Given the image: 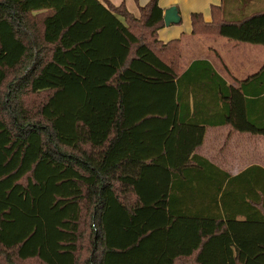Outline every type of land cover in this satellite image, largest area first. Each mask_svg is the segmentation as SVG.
<instances>
[{
	"label": "trees",
	"instance_id": "trees-1",
	"mask_svg": "<svg viewBox=\"0 0 264 264\" xmlns=\"http://www.w3.org/2000/svg\"><path fill=\"white\" fill-rule=\"evenodd\" d=\"M43 11L40 33L31 15ZM140 12L104 0H0V249L79 264L86 231L87 264H264V169L231 178L195 154L204 128L183 119L191 67L179 76L177 45L157 39L158 0ZM191 21L194 34L206 28ZM214 29L264 46V11ZM226 91L227 123L264 137V117ZM28 94L44 96L35 110ZM208 169L220 183L199 184ZM197 194L211 198L197 201L202 216Z\"/></svg>",
	"mask_w": 264,
	"mask_h": 264
},
{
	"label": "crops",
	"instance_id": "crops-1",
	"mask_svg": "<svg viewBox=\"0 0 264 264\" xmlns=\"http://www.w3.org/2000/svg\"><path fill=\"white\" fill-rule=\"evenodd\" d=\"M104 1L114 8L122 7L128 14L139 18L140 9L151 0ZM158 6L162 10V16L169 8H176L180 16L177 25L169 27L163 25L157 31V39L161 44L177 45L180 55L179 76L191 67V72L183 78V88L192 92L188 93L190 112L188 117L185 115L183 119L185 121L192 119L198 123V127L204 128L202 144L195 150V154L231 178L251 166L264 169V156L257 155L264 154V137L236 131L227 123L232 113L230 92L227 94L226 91L227 88L237 90L240 96L248 101L247 103L251 102V107L254 105L256 119L264 117V46L227 40L220 37L214 29L222 17H239L264 11V0H229L225 8L222 0H158ZM222 6L224 14L219 13ZM49 13L43 11L31 15L32 22L40 33L43 19ZM192 15H198L201 23L206 26L197 34L193 33ZM119 19L124 22L122 17ZM198 62H206L208 66L197 64ZM194 63L195 66L192 65ZM260 71L262 73L257 81L248 80ZM222 179L223 175L214 169H208L207 174L199 176V184H217ZM129 199L134 200L136 197L129 195ZM201 199L211 198L204 199L200 194L195 197L194 201L198 206L195 212L202 216V209H199L201 205L197 202ZM180 229L182 232L183 228ZM156 241L151 240L143 250H138L139 257L145 259L148 254L150 255L149 247L153 248ZM181 261L191 264L193 260L190 258ZM178 262L179 260L175 264Z\"/></svg>",
	"mask_w": 264,
	"mask_h": 264
},
{
	"label": "rangeland",
	"instance_id": "rangeland-1",
	"mask_svg": "<svg viewBox=\"0 0 264 264\" xmlns=\"http://www.w3.org/2000/svg\"><path fill=\"white\" fill-rule=\"evenodd\" d=\"M14 75L15 73H9L7 83L11 82ZM5 91L6 89L4 88L3 92ZM22 99L27 109L35 110L40 105L41 101L44 99V96L28 94L26 96H23ZM257 155L264 156V154H257ZM85 232L86 231H84L83 240L80 242V247L82 251L80 253L81 258H80L79 264H87V258L89 256L88 252H89L90 246L88 243L89 240L87 238V234ZM179 262L177 264H187V262H182V261H179ZM0 264H41V263L37 260H25V261L18 260L13 256L12 252H4L0 249Z\"/></svg>",
	"mask_w": 264,
	"mask_h": 264
},
{
	"label": "water",
	"instance_id": "water-1",
	"mask_svg": "<svg viewBox=\"0 0 264 264\" xmlns=\"http://www.w3.org/2000/svg\"><path fill=\"white\" fill-rule=\"evenodd\" d=\"M163 25L169 27L171 25H177L180 22V16L176 8H169L164 11L162 16Z\"/></svg>",
	"mask_w": 264,
	"mask_h": 264
}]
</instances>
